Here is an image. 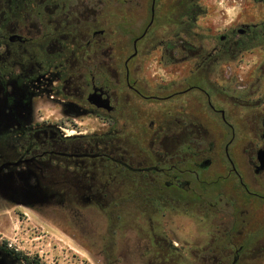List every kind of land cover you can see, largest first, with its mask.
<instances>
[{
  "label": "flooded vegetation",
  "instance_id": "flooded-vegetation-1",
  "mask_svg": "<svg viewBox=\"0 0 264 264\" xmlns=\"http://www.w3.org/2000/svg\"><path fill=\"white\" fill-rule=\"evenodd\" d=\"M150 1L145 25L149 0H0V179L27 206L106 196L118 207L131 181L151 264L157 245L180 250L176 214L197 264H264V0H231L250 21L185 47V60L165 63L186 73L168 79L148 71L141 45L174 0H156L152 24ZM254 49L261 60L246 86L219 76L226 59ZM51 101L61 117L42 115ZM87 118L99 127L82 129ZM71 123L76 133L65 134ZM19 262L0 242V264Z\"/></svg>",
  "mask_w": 264,
  "mask_h": 264
},
{
  "label": "rangeland",
  "instance_id": "rangeland-1",
  "mask_svg": "<svg viewBox=\"0 0 264 264\" xmlns=\"http://www.w3.org/2000/svg\"><path fill=\"white\" fill-rule=\"evenodd\" d=\"M230 1L223 0L220 4H211L201 0L202 10L198 15L195 30L200 34L199 43L202 40L205 44L212 35L224 33L231 24L243 28V24L250 21L247 13L251 14V11L248 9L240 20L236 19L239 5ZM164 5H161V11ZM208 6L209 12L206 11ZM102 7L105 6H97V15L100 14ZM150 7L149 0V3L144 5L145 25L150 19ZM167 33L165 29H156V34L149 36L141 45V52L142 59L151 64L148 71L155 70L161 78L168 79L173 76L180 77V71L186 73L188 65L165 63L168 62V57L162 46L164 41L162 37ZM168 38L167 36L166 39ZM27 46L34 51L35 47L28 44ZM185 55V52L176 53L172 61H169H183ZM261 55V51L254 49L234 59H226L220 68L219 76L235 87L246 86L247 82L252 81L251 69L261 60ZM192 65H196L195 61ZM194 81L200 82L198 78ZM192 93L197 96L195 92ZM194 96L193 103H196ZM38 108H41L43 116L61 117L59 105L53 101L40 103ZM82 121L79 120L82 129L90 131L99 127L98 121L94 118ZM74 129L76 128L71 123L64 132L74 134L76 133ZM206 135L207 140L215 137L211 130ZM134 188V184L129 181L127 186L129 198L123 204L118 197V207L106 196H96L92 202L83 199L78 201L72 196H45L33 200L30 206H27L15 202L13 181L9 176H4L0 179V242L13 244L15 249L29 256H38L42 264H151L149 258L154 255L147 254L148 245L139 241L143 235L142 231L145 230L138 227L147 226L142 219H138L136 212L138 193L132 192ZM27 192L33 197L39 193L35 192V189ZM174 217L176 225L173 226L175 231L172 237L179 243L180 250L170 252L166 245H157L160 261H154V264H197L193 261L194 255L188 252L191 247L184 242L189 236L187 219L181 214ZM155 220L158 222V218ZM126 225L129 227L122 229ZM158 226L164 227V223ZM198 232L202 234L203 229L200 228Z\"/></svg>",
  "mask_w": 264,
  "mask_h": 264
},
{
  "label": "trees",
  "instance_id": "trees-1",
  "mask_svg": "<svg viewBox=\"0 0 264 264\" xmlns=\"http://www.w3.org/2000/svg\"><path fill=\"white\" fill-rule=\"evenodd\" d=\"M200 10H202L200 3L195 1L187 4L185 0H174L173 4L167 3L164 5L161 15L156 18L154 29L151 30L149 36L156 34L158 28L167 30L168 33L165 34V37H162L164 40L162 46L168 57L167 63L172 61L176 53H184L185 47L189 45L200 47L204 44L202 40L199 43L200 34L195 31ZM167 36L168 39H166ZM137 189L138 187L135 186L132 192H137ZM5 247L9 248L10 253L23 264H42L38 256H29L21 250L10 248L7 242H5Z\"/></svg>",
  "mask_w": 264,
  "mask_h": 264
},
{
  "label": "water",
  "instance_id": "water-1",
  "mask_svg": "<svg viewBox=\"0 0 264 264\" xmlns=\"http://www.w3.org/2000/svg\"><path fill=\"white\" fill-rule=\"evenodd\" d=\"M155 2L156 0H153V4H152V20H151V24L154 21V15H155ZM145 34V33H144Z\"/></svg>",
  "mask_w": 264,
  "mask_h": 264
},
{
  "label": "built area",
  "instance_id": "built-area-1",
  "mask_svg": "<svg viewBox=\"0 0 264 264\" xmlns=\"http://www.w3.org/2000/svg\"><path fill=\"white\" fill-rule=\"evenodd\" d=\"M9 245L13 246V244H9Z\"/></svg>",
  "mask_w": 264,
  "mask_h": 264
}]
</instances>
